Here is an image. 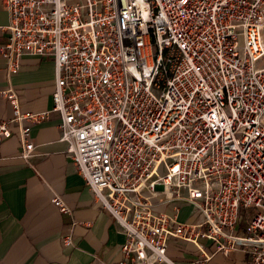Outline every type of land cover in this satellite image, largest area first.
<instances>
[{
    "label": "built area",
    "instance_id": "obj_1",
    "mask_svg": "<svg viewBox=\"0 0 264 264\" xmlns=\"http://www.w3.org/2000/svg\"><path fill=\"white\" fill-rule=\"evenodd\" d=\"M2 1L7 71L23 55L49 58L54 88L40 111L0 88L11 108L0 146L17 132L28 159L31 125L58 112L67 155L125 233L113 264H205L236 250L264 264V0ZM182 203L194 219L178 220ZM171 238L195 257L172 259Z\"/></svg>",
    "mask_w": 264,
    "mask_h": 264
},
{
    "label": "crops",
    "instance_id": "obj_2",
    "mask_svg": "<svg viewBox=\"0 0 264 264\" xmlns=\"http://www.w3.org/2000/svg\"><path fill=\"white\" fill-rule=\"evenodd\" d=\"M8 16L0 0V24H7ZM7 34V30L0 31V42L6 41ZM262 35L264 40V30ZM53 82L49 58L23 55L19 69L9 73L6 59L0 56V88L14 87L22 110L50 109ZM10 115V104L0 98V119ZM59 121L58 112L51 110L45 120L31 125L35 151L28 159L18 156L22 147L17 132L1 143L0 264H113L122 256L125 233L95 200L67 155V143L59 139ZM53 194H59L72 212H60L51 201ZM156 208L173 213L170 203H157ZM176 216L179 221L194 219L192 205L182 203ZM69 232L73 244L65 245L63 236ZM169 241L167 253L172 259L195 257L191 241ZM205 264H246V256L239 250L228 255L215 252Z\"/></svg>",
    "mask_w": 264,
    "mask_h": 264
}]
</instances>
